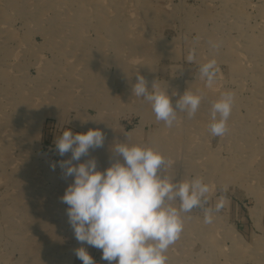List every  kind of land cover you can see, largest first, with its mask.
Returning a JSON list of instances; mask_svg holds the SVG:
<instances>
[{
    "label": "rangeland",
    "instance_id": "1",
    "mask_svg": "<svg viewBox=\"0 0 264 264\" xmlns=\"http://www.w3.org/2000/svg\"><path fill=\"white\" fill-rule=\"evenodd\" d=\"M212 59L209 88L199 67ZM138 74L173 106L201 95L195 116L157 121L132 93ZM228 91V131L213 136L211 106ZM66 128L102 130L104 146L79 161L100 171L123 162L111 150L126 142L162 153L173 182L209 185L167 264H264V0H0V264H83L60 199L74 179L59 167L71 154L54 147Z\"/></svg>",
    "mask_w": 264,
    "mask_h": 264
},
{
    "label": "clouds",
    "instance_id": "2",
    "mask_svg": "<svg viewBox=\"0 0 264 264\" xmlns=\"http://www.w3.org/2000/svg\"><path fill=\"white\" fill-rule=\"evenodd\" d=\"M194 53V49L190 51L188 62L195 60ZM199 74L211 88L215 83L216 61L201 64ZM136 81L132 93L148 102L156 120L169 128L177 121L179 112L193 118L202 101L201 95L186 90L173 106L168 87H161L155 80L149 89L140 74L136 75ZM233 104L231 91L212 103L209 129L213 136L227 133ZM104 141L105 135L99 128L84 133L66 128L54 141L58 155L71 154L59 162L63 177L74 178L60 199L68 205V223L82 245L75 249L76 257L83 264H97L83 246L88 245L102 250L101 259L108 264H167L166 253L183 231L182 214L207 203L209 185L198 177L173 182L161 174L167 168L162 153L126 142L111 150L123 162L116 159L103 171L98 170L94 157L79 162L89 156L90 150L103 147ZM56 166L51 164L53 170ZM177 199L179 207L173 203ZM211 213V208L205 209V223H211Z\"/></svg>",
    "mask_w": 264,
    "mask_h": 264
},
{
    "label": "bare ground",
    "instance_id": "3",
    "mask_svg": "<svg viewBox=\"0 0 264 264\" xmlns=\"http://www.w3.org/2000/svg\"><path fill=\"white\" fill-rule=\"evenodd\" d=\"M106 16H107V15H106ZM3 127H4V126H3ZM177 127H178V126H177ZM185 128H186V127H185ZM185 128H184V129H185ZM193 129H194V128H193ZM193 129H192V130H193ZM4 130H5V129H4ZM133 130H134V129H133ZM186 130H187V129H186ZM189 130H190V129H189ZM5 131H6V130H5ZM132 132H133V131H132ZM180 132H181V131H180ZM174 133H176V132H174ZM174 135H175V134H174ZM155 138H156V137H155ZM165 146H166V145H165ZM98 163H100V162H98ZM217 165H218V164H217ZM219 165H220V164H219ZM225 165H226V164H225ZM220 166H221V165H220ZM238 169H239V168H238ZM233 175H234V174H233ZM233 175H232V176H233Z\"/></svg>",
    "mask_w": 264,
    "mask_h": 264
}]
</instances>
